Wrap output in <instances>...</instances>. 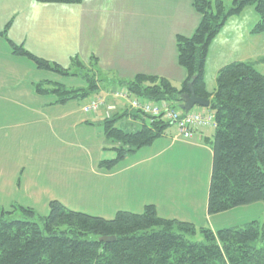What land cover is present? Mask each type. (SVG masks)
Returning <instances> with one entry per match:
<instances>
[{
  "label": "crops",
  "instance_id": "0c3cea01",
  "mask_svg": "<svg viewBox=\"0 0 264 264\" xmlns=\"http://www.w3.org/2000/svg\"><path fill=\"white\" fill-rule=\"evenodd\" d=\"M199 22L200 16L191 0H82L76 5L0 0V33L6 30L5 36H0V208L8 211L12 205H18L43 216L47 215L51 201L66 206L51 190V184L62 186L63 175L42 177L39 171L31 176L29 169L38 171L35 165V154L41 146L38 130L47 127L62 144L69 130V120L78 114L70 109L69 102L58 104L55 95L36 92L37 85L47 89V82L74 87L66 82L70 75L60 76L39 69L27 57L15 54L8 41L65 70L72 69L71 62L75 58L83 65L95 64L99 75L103 76L97 75L100 91L96 98L102 97L115 106L112 117L121 118L125 127L133 128L124 131L136 132L146 121L124 116L128 100L116 97L115 93L123 91V83L137 75L163 77L171 84L175 82L176 86L172 85L180 89L186 72L177 63L176 38L190 37ZM256 22L254 8L246 7L238 16L229 18L212 40L204 66L207 92L215 89L216 75L222 67L233 62L256 63L264 59L263 54L255 50V46L258 48L264 41V34H251ZM226 46L234 48L237 56L211 67L212 56L219 53L222 59L221 54L227 53L229 48ZM178 67L184 72L176 69ZM208 70L210 88L206 81ZM178 105L177 102L175 107ZM202 109L205 108L194 107L191 111L214 117L210 107ZM83 114L77 116L71 125L73 128L96 125L102 126L103 132L102 110L87 114L89 117ZM121 123L119 121L118 125ZM166 132V136L137 150L132 157H125L114 170L100 168L101 156L89 159L86 174L80 172V182L87 185L84 191L80 184V198L91 192L99 210H109L112 214H141L145 206L153 205L159 218L190 223L198 229L208 227L213 232L224 229L222 217L218 216L226 213L207 215L215 127L199 130L188 141L175 139L173 126ZM59 155L47 166H63L67 156L62 152ZM41 160L42 165H46L44 158ZM55 167H50L51 171H58ZM134 169L136 175L132 177L130 173ZM146 172L149 173L147 180Z\"/></svg>",
  "mask_w": 264,
  "mask_h": 264
},
{
  "label": "trees",
  "instance_id": "16d2710c",
  "mask_svg": "<svg viewBox=\"0 0 264 264\" xmlns=\"http://www.w3.org/2000/svg\"><path fill=\"white\" fill-rule=\"evenodd\" d=\"M35 1L76 5L82 0ZM191 4L200 22L190 37L176 38L177 63L186 72L180 89L163 77L147 75H137L123 86L133 97L176 106L191 81L196 96L210 100L215 132L207 215L213 216L264 202V74L255 68L264 59L222 67L211 93L204 83L210 43L229 18L253 7L257 22L251 34H264V0H233L229 9L220 0H191ZM8 44L15 54L27 57L41 70L84 80L79 88L47 82V90L37 85L38 94L55 95L58 104L98 96L100 71L95 64L87 69L75 58L72 69L65 70L10 41ZM124 116L144 119L130 111ZM117 119L113 116L103 123V134L115 152L113 159L100 162L105 170L150 146L171 126L159 119L136 132H126L116 127ZM198 234L201 242L195 241ZM102 238L113 240L103 242ZM0 264H264V223L254 221L213 232L208 227L198 229L190 223L159 218L153 205L145 206L141 214L117 212L111 220L68 210L58 201L49 203L44 217L30 208L12 205L8 211L0 208Z\"/></svg>",
  "mask_w": 264,
  "mask_h": 264
},
{
  "label": "rangeland",
  "instance_id": "374dc122",
  "mask_svg": "<svg viewBox=\"0 0 264 264\" xmlns=\"http://www.w3.org/2000/svg\"><path fill=\"white\" fill-rule=\"evenodd\" d=\"M220 1H222L223 5L227 9L231 7V4L233 2V0H220ZM253 41L255 43L257 42L255 40ZM230 46H226L229 47L226 49L227 53L221 54L222 59L220 58L219 53L212 56L211 61L209 62L211 67H213V65L215 64H218L219 62H222V60H228V58L232 59L237 56V52H235L234 51L235 49L232 48L233 46L232 47ZM255 50L257 51L259 50L260 54H263L264 56V41H262L259 44L258 48L255 46ZM86 66H88L87 67L88 69L92 66V64L87 63ZM256 66H258L257 67L258 72L264 74V63L262 64L261 62H258ZM176 69H180L181 72H184V70L179 67ZM80 74H85V71H80ZM100 76L102 75H98L99 78ZM206 81L210 88V86H212V82H211L209 70L207 71L206 74ZM66 82L70 85L73 84L75 88H79V86L81 87V85H84V80L81 77L74 78L70 76L66 78ZM172 84L176 86L175 82ZM86 102L87 100L83 101L78 99L69 101L70 109H72L74 112L78 114L71 117V119L69 120V130L66 139H63L62 144H60V141L53 136L52 132H50L47 127H41L38 130L37 134L38 137L40 138V143H41V146L37 149V153L35 154V158H37L35 165H37L36 168L38 171L32 170L31 167L29 169V173L31 174V176H33L40 171L42 177H47L50 175L51 176L63 175V181H61L62 186L59 187L57 184H51V190L54 192L56 197L60 199V201H64L65 205L67 206L65 207L67 209L74 212L83 213L92 217H99L105 220H111L114 218L116 213L112 214L108 212L109 210H104V211L99 210L98 202L96 201L95 198H93V194L91 192H86L87 197H84L82 199L80 198V184L84 188V191L87 190V185L85 183L80 182V172H82L83 174L85 170L89 168V159L98 158L99 156H101L100 157L102 158L101 160L104 161V160H111L115 157V152L112 150L113 145L111 144V141L106 140L102 132V128H101L102 126L97 127L95 125L94 127L92 125H87V124H83L76 128H73L71 126L77 119V116L80 117V113L83 114L82 107L85 105ZM172 107L176 109L175 105ZM83 115L85 117L90 116L87 114H83ZM85 120H89V119L85 118ZM119 121L122 123L118 125ZM124 124L125 121L124 120L122 121L121 118L116 120V126L121 127L122 130H127V131L133 130V128L125 127ZM140 128L141 125H139L136 130ZM99 140H100V147H99ZM156 151L157 149L155 148L154 152ZM61 152L63 153V155L67 156L64 165L63 166L56 165V167L49 165L50 167H55L56 170H58L59 172L51 171L50 167H48L47 165L55 160L56 155L57 157H60L59 154ZM132 155H134V153L129 154L126 157L129 158L132 157ZM42 158H44L46 165H42L43 164L42 162H44L43 160H41ZM64 158L65 157H63V159ZM38 163L40 166L38 165ZM115 167L111 170H114ZM106 171H110V170H106ZM130 175L132 177L135 176L136 169H134L130 173ZM148 176L149 173L146 172L145 173L146 180ZM87 179L93 181V178L91 176H87ZM52 180H56V179L53 178ZM105 182L107 184L109 183V181L107 180H105ZM89 184H92V182H89ZM147 189H149V187L147 186L146 183V190ZM225 213L226 214H223L224 216H218V217H222L220 219L224 222L223 224H225L224 229L245 225L254 221H257L259 223H264V202H259L249 206L239 207ZM38 214L39 213H36L37 216H41ZM134 214H140V213H134ZM44 216L46 215H43L41 217ZM217 221L219 222V220ZM220 226L222 225L220 224ZM195 241L201 242L202 241L201 235L198 234L195 238Z\"/></svg>",
  "mask_w": 264,
  "mask_h": 264
},
{
  "label": "built area",
  "instance_id": "2783aa9c",
  "mask_svg": "<svg viewBox=\"0 0 264 264\" xmlns=\"http://www.w3.org/2000/svg\"><path fill=\"white\" fill-rule=\"evenodd\" d=\"M115 96L128 100V111L140 114L147 124H151L156 120H162L170 124L174 128V138L188 141L193 138L199 130L208 127H215L214 117L211 114H202L200 112L190 111L183 113L166 102L155 103L132 98L129 92L124 89L121 92L115 93ZM85 114L96 113L103 111L104 119H111L115 112V106L107 103L104 98L97 97L90 99L82 108ZM166 136V135H165Z\"/></svg>",
  "mask_w": 264,
  "mask_h": 264
},
{
  "label": "water",
  "instance_id": "95a60500",
  "mask_svg": "<svg viewBox=\"0 0 264 264\" xmlns=\"http://www.w3.org/2000/svg\"><path fill=\"white\" fill-rule=\"evenodd\" d=\"M178 103H179L178 105L179 110L183 111L184 113L190 112L194 107H200L205 109L210 107L209 100L196 96V94L192 89L191 81L187 84V92L180 95ZM112 240H113L112 238L101 239V241L103 242H109Z\"/></svg>",
  "mask_w": 264,
  "mask_h": 264
}]
</instances>
